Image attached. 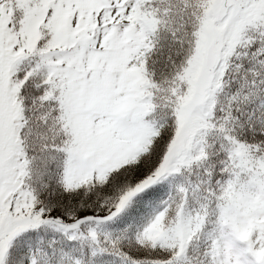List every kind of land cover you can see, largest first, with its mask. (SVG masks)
Listing matches in <instances>:
<instances>
[{
	"label": "snow or ice",
	"instance_id": "snow-or-ice-1",
	"mask_svg": "<svg viewBox=\"0 0 264 264\" xmlns=\"http://www.w3.org/2000/svg\"><path fill=\"white\" fill-rule=\"evenodd\" d=\"M0 264H264V0H0Z\"/></svg>",
	"mask_w": 264,
	"mask_h": 264
}]
</instances>
